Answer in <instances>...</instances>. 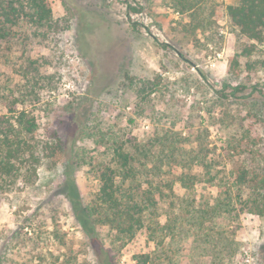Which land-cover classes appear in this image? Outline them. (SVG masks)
<instances>
[{
    "label": "trees",
    "instance_id": "trees-1",
    "mask_svg": "<svg viewBox=\"0 0 264 264\" xmlns=\"http://www.w3.org/2000/svg\"><path fill=\"white\" fill-rule=\"evenodd\" d=\"M231 1L221 10L208 0H171V6L187 17L184 28L197 41L201 37L222 42L212 20L219 14L230 20L239 40L254 42L241 44V52L232 58L229 74L239 76L241 58L251 57L264 44V0ZM128 9L140 12L132 6ZM70 28L71 19L55 17L47 0H0V61L12 63L19 80L18 84L0 81V194L34 186L39 168L45 161L56 165L63 151L57 131L44 130L39 115L42 90L54 88V77L45 71L52 63L31 52L35 45L54 49ZM160 85V78L137 81L142 111L161 91ZM246 89L224 84L215 93L228 100ZM90 136L103 149L89 163L88 175L96 186L85 203L67 166L63 194L97 247L99 264H113L111 251H121L139 235L153 249L135 255L134 264H185L186 260L187 264H225L240 249L232 224L243 214L264 216V170L242 159L254 155L262 141L253 125L243 124L241 131L228 134L216 158L203 131L184 136L155 127L139 140L99 129ZM40 222L37 214L24 218L4 245L0 264H48L34 258L40 241L35 229L31 236L23 234L28 226L39 228ZM101 230L109 247L101 241ZM26 249L27 256L22 257Z\"/></svg>",
    "mask_w": 264,
    "mask_h": 264
},
{
    "label": "rangeland",
    "instance_id": "rangeland-1",
    "mask_svg": "<svg viewBox=\"0 0 264 264\" xmlns=\"http://www.w3.org/2000/svg\"><path fill=\"white\" fill-rule=\"evenodd\" d=\"M47 1L55 17L71 19V28L54 49L35 45L31 55L52 63L45 71L54 77V88L42 90L39 115L42 128L57 131L64 148L56 165L45 161L39 168L34 186L0 194V254L24 218L37 214L41 226H28L23 232L31 236L35 229L40 237L35 259L48 264H99L97 247L85 235L63 194L66 167L70 166L77 189L88 202L96 186L88 175L90 158L103 151L90 135L99 129L139 140L146 139L155 127L174 129L184 136L203 131L216 158L228 134L241 131L243 124L253 125L262 141L254 155L245 154L242 159L264 170V44L251 57L241 58L239 76H230V63L241 52V44L254 42L239 40L226 16L212 17L222 37L218 45L188 34L184 28L187 17L173 10L171 0ZM230 3L208 0L220 10ZM129 6L140 12L130 11ZM14 68L0 61V81L18 84ZM155 78H160L161 91L152 95L154 101L142 111L135 84ZM224 84L247 89L237 98L222 100L215 90ZM231 229L240 249L225 264H264V216L243 214ZM100 233L109 247L104 242L105 231ZM152 249L144 235H139L110 256L113 264H134L135 255Z\"/></svg>",
    "mask_w": 264,
    "mask_h": 264
}]
</instances>
